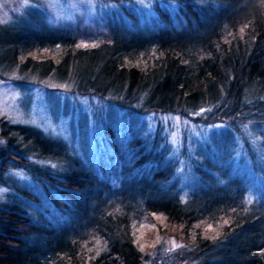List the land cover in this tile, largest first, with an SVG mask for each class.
<instances>
[{
    "label": "trees",
    "instance_id": "1",
    "mask_svg": "<svg viewBox=\"0 0 264 264\" xmlns=\"http://www.w3.org/2000/svg\"><path fill=\"white\" fill-rule=\"evenodd\" d=\"M164 1L155 0L156 22L111 24L108 35L87 47L75 45V37L61 27H49L38 37L22 32L10 41L14 58L21 44L61 41L57 61L43 59L38 65L44 74L55 66L60 79L72 73L74 80L82 77L77 90L100 94L122 108L191 116L206 107L209 114L228 117L254 103L260 107L252 114L264 123V0ZM147 44L157 51L152 61H124L128 52ZM74 61L89 72L77 69V77L67 71ZM0 121L2 133L9 135L5 165L22 164L44 183L55 207L46 217L0 203V264H144L147 253L134 240L130 215L138 194L147 215L159 213L192 237L200 264H264V200L261 195L245 203L244 179L231 170L227 149L223 164L207 157L215 173L197 167L202 183L182 200L161 185L170 167L152 174L138 167L140 177H133L143 159L159 158L151 150L123 166L119 181L70 152L63 140ZM207 224L218 227L208 230Z\"/></svg>",
    "mask_w": 264,
    "mask_h": 264
},
{
    "label": "rangeland",
    "instance_id": "2",
    "mask_svg": "<svg viewBox=\"0 0 264 264\" xmlns=\"http://www.w3.org/2000/svg\"><path fill=\"white\" fill-rule=\"evenodd\" d=\"M154 3L155 0H0V118L36 127L44 135L63 140L70 152L97 170L105 168L109 174L119 176V181L123 166L128 167L151 150L159 158L143 159L134 171L139 167L152 174L170 167L161 185L171 187L182 200L202 183L198 166L214 170L206 160L208 156L218 164L229 158L231 170L244 179L245 203L261 195L264 200V123L252 114L260 105L251 103L228 117L209 114L206 107L201 108L203 112L199 109L192 113L199 117L161 108L131 110L100 94L75 89L84 83L79 79L82 77L74 80L72 71L77 77V69L89 72L87 66L75 61L67 69L72 73L67 79L57 76L55 66L42 73L45 67L40 68L38 61L52 59L55 63L61 41L21 44L14 58L10 41L22 32L38 37L49 27H61L75 37V45L87 47L108 35L111 24L156 22ZM156 54L154 45L147 44L128 52L124 61L146 64ZM28 61L30 65H26ZM1 130L0 126V143L8 144L9 135H2ZM225 149L228 155L222 159ZM21 165L12 161L2 173L5 180H0V203L51 217L55 207L44 183ZM137 172L135 179L140 177ZM142 199L139 194L132 199L130 215L134 240L147 253L144 264H200L192 237H186L180 227L170 225L159 213L147 215ZM207 225L208 230L218 227Z\"/></svg>",
    "mask_w": 264,
    "mask_h": 264
},
{
    "label": "flooded vegetation",
    "instance_id": "3",
    "mask_svg": "<svg viewBox=\"0 0 264 264\" xmlns=\"http://www.w3.org/2000/svg\"><path fill=\"white\" fill-rule=\"evenodd\" d=\"M0 126L2 127L1 130V134L4 135L2 133L3 131V125L0 121ZM8 147H7V143H0V178L2 177V173L7 169L8 166L5 165L4 160L8 157Z\"/></svg>",
    "mask_w": 264,
    "mask_h": 264
},
{
    "label": "snow or ice",
    "instance_id": "4",
    "mask_svg": "<svg viewBox=\"0 0 264 264\" xmlns=\"http://www.w3.org/2000/svg\"><path fill=\"white\" fill-rule=\"evenodd\" d=\"M85 46H87V45H85ZM203 111H205V110L204 109H201V112H203ZM216 127H219V125H217ZM225 223H227V221H225ZM261 254H264V251H262Z\"/></svg>",
    "mask_w": 264,
    "mask_h": 264
}]
</instances>
